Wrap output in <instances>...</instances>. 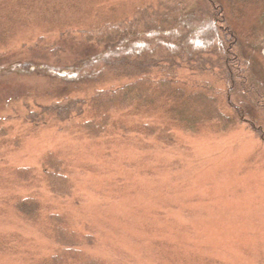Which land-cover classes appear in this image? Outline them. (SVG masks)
Returning a JSON list of instances; mask_svg holds the SVG:
<instances>
[{
    "label": "trees",
    "instance_id": "trees-1",
    "mask_svg": "<svg viewBox=\"0 0 264 264\" xmlns=\"http://www.w3.org/2000/svg\"><path fill=\"white\" fill-rule=\"evenodd\" d=\"M111 5L0 0V85L22 83L9 96L16 110L0 118V190L19 192L6 200L25 221L47 222L57 245L43 264L105 263L77 249L87 234L72 229L64 212L42 218V191L47 203L72 195L62 156L47 152L40 170L8 165L22 124H53L104 145L132 133L164 147L175 132L201 124H243L264 143V58L257 49L264 0H138L117 12Z\"/></svg>",
    "mask_w": 264,
    "mask_h": 264
},
{
    "label": "rangeland",
    "instance_id": "rangeland-1",
    "mask_svg": "<svg viewBox=\"0 0 264 264\" xmlns=\"http://www.w3.org/2000/svg\"><path fill=\"white\" fill-rule=\"evenodd\" d=\"M137 2L111 0L110 8ZM257 49L264 58V42ZM21 84L0 85V118L16 110L9 96ZM18 130L10 167L40 170L49 151L67 163L72 195L47 203L41 190V214L64 212L87 234L81 253L105 264H264V143L245 125L201 124L175 132L169 147L132 133L104 145L53 124ZM8 188L0 190V264H43L57 245L47 222L20 217L6 200L19 192Z\"/></svg>",
    "mask_w": 264,
    "mask_h": 264
}]
</instances>
